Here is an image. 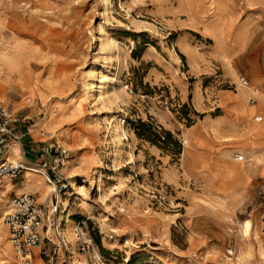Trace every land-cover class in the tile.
Wrapping results in <instances>:
<instances>
[{"label": "rangeland", "instance_id": "1", "mask_svg": "<svg viewBox=\"0 0 264 264\" xmlns=\"http://www.w3.org/2000/svg\"><path fill=\"white\" fill-rule=\"evenodd\" d=\"M7 56L23 92L16 91V106L0 101V112L20 119L32 138L35 129L46 133L39 151L48 167L66 151L62 205L79 231L80 259L126 264L131 254L127 264H223L234 257L244 224L249 236L240 248L252 253L243 264H264L253 236L256 226L264 243V180H247L249 204L229 215L228 200L243 190L215 194L218 177L187 166L193 150L205 145L193 143L201 135L248 148L232 157L241 168L264 166V149L257 148L264 132L258 129L264 125V0H0V66ZM102 74L105 102L92 86ZM240 77L249 83L247 103L258 90L250 105L260 106V120L242 114L237 125L244 140L224 139V118L239 110L233 95L245 88ZM117 121L126 132L122 142L108 133ZM138 122L152 130L139 136ZM164 131L180 148L167 146ZM75 179L85 183L79 192L71 189ZM200 196L208 203L192 213ZM213 200L214 209L203 208ZM6 204H0V251L7 249V264H20L3 222ZM58 252L64 257L61 245Z\"/></svg>", "mask_w": 264, "mask_h": 264}, {"label": "built area", "instance_id": "2", "mask_svg": "<svg viewBox=\"0 0 264 264\" xmlns=\"http://www.w3.org/2000/svg\"><path fill=\"white\" fill-rule=\"evenodd\" d=\"M239 85L242 87L249 86L248 80L245 77H240ZM257 95V89L253 88L248 103L255 104ZM254 119L259 121L257 116ZM12 124L15 125L11 128ZM25 128L20 123V119L9 120L6 113L1 111L0 145H6L9 140L18 141L22 134L29 133L28 129L23 130ZM39 154H41V157H38L40 162L37 161V163L27 164L6 160L0 163V184L7 179L17 178L22 172L27 171L25 165H31L38 167L37 170L47 177L53 187L45 203H39L36 196L29 193H23L10 199L3 222L8 229L9 241L20 264L32 263V252L35 248L40 249V257L44 260V264H53V258L58 254L57 248H59V245L63 247L64 251L62 264H71V261H69L71 252L66 248L62 237L64 225L59 220L64 215L62 213L64 209L62 198L68 189L61 174V168L64 167L66 161V151L62 150L57 158L56 165L49 167L48 162L42 158L45 152L40 150ZM76 232L79 233L78 230ZM80 251L86 252V243H82ZM228 254L233 255V250H228Z\"/></svg>", "mask_w": 264, "mask_h": 264}, {"label": "crops", "instance_id": "3", "mask_svg": "<svg viewBox=\"0 0 264 264\" xmlns=\"http://www.w3.org/2000/svg\"><path fill=\"white\" fill-rule=\"evenodd\" d=\"M236 102L237 100H233L232 102L234 109L238 106ZM237 112L239 115L236 114V116L233 117L230 115L229 117L224 118V124H226L229 128H223L221 138L240 137V139L244 140V136H242L244 133L240 132V128L237 125V120L242 118L243 115L239 110ZM256 116L259 117L255 114L252 121L258 123L259 121H255L254 119ZM245 126H249V129L252 127L247 123ZM45 134L46 133H38L35 129L33 131V138L30 136L29 132L27 134H22L18 141L9 140L6 145H0V163L4 160L10 162L12 159H16L18 162L27 164L37 163V161H40V159H38L40 147L39 143H43V141L47 138ZM201 140L206 141L205 145L203 148H200L202 150H193V155L187 160L188 169L197 168L198 172L218 177V180L215 182V187L218 191H215V194H237L238 190H243L240 196H236V198L233 197L228 200L231 207L229 215H232L233 212L236 211L235 207L238 205H248L251 200L247 191L249 185H245V182L256 178L258 180H262L261 182L263 183L264 166H250V168L249 166L242 168L238 166L232 157L235 154L246 155L249 153V149L246 147L239 148L238 144L240 142H237V140L232 141L230 139H226L221 142H213L209 140L207 136L201 135L197 139H193V143L197 145ZM12 147L17 148V153L11 151ZM257 148L264 149V132L262 136L259 137V144ZM47 181L48 180L44 178L40 179L38 175L27 174V172L24 171L17 178L4 181L0 184V204H5L7 201V209L10 199L23 193L34 194L39 203H45L49 196L46 186V183H48ZM206 234L204 235L206 236ZM32 254L33 260L31 264H44V260L40 257L39 248H35ZM63 260L64 257L60 258L58 252L53 264H62Z\"/></svg>", "mask_w": 264, "mask_h": 264}, {"label": "bare ground", "instance_id": "4", "mask_svg": "<svg viewBox=\"0 0 264 264\" xmlns=\"http://www.w3.org/2000/svg\"><path fill=\"white\" fill-rule=\"evenodd\" d=\"M22 45H24V44H22ZM23 48H25V47H23ZM26 57H28V55ZM16 61H17V59H16ZM1 62H2L1 63L2 65L0 66V71H1V69H3V70H5V72H4V74H2L3 72L2 73L0 72V101L4 102L7 105H15L16 106L17 105V102L14 100L15 93H16V91L22 93L23 92V86H21L20 84H15L12 81L11 74H12L14 68H13V62L10 59V56H7V58L4 59V60L2 59ZM12 75L14 76V74H12ZM90 75L91 74H89V76ZM105 84H106V76L104 74H102L100 76L99 85L97 87H95L94 85H92L93 86V89L94 88H98L97 90L99 92V99L102 102H105V100H106L105 95H104L105 94V92H104ZM88 86H89L88 83H85V88L86 89L88 88ZM248 87L249 86L241 89V91H239L238 94H234L233 97H234V100H237L236 103H237L238 106L237 105L236 106L239 107L238 109L241 110L242 114L244 113V114L247 115V117H250V116L255 115L256 113L260 114L259 112H261V108H260V106L258 104L257 105H250V104L247 103V100L246 101L244 100L246 98V95H247L248 91H250V88H248ZM17 95H18V93H17ZM93 95H94V91H93V94H91V96L88 94L87 95V98L88 99L89 98H92ZM43 127L47 128V129H50L51 128L50 125H44V124H41L39 128L41 129ZM258 127H259L258 129H260L261 127L264 128V125L263 124L262 125H258ZM108 133L111 134L113 140L116 141V142H122L123 137L126 135V132L123 129L121 123H119V121H117L114 124V126L112 128V131L111 130H108ZM11 151L14 152V153H17V148L16 147H12L11 148ZM239 158H240V156L237 155L235 159H238L239 160ZM25 167L27 168V171L28 172H34V173L40 174V175H38L40 177V179H43L44 178V179L48 180L45 175L41 174V172L37 170V168L31 167V166H27V165H25ZM47 182H49V180ZM70 184H72L71 185V189L76 190L77 192L81 191L84 188V186H85V185H83V184H85L84 183V180L81 181L79 179H75V180L71 181ZM93 184H94V182H93ZM99 187H100V184H99ZM48 188H49L48 189V192H51V190H52L53 187L50 188V186L48 185ZM196 198H197V201H195L193 203L192 207H191V212L192 213H193L194 210H197L198 209L197 204L198 205H202V204L208 203V201L206 199H204L203 197H201V196L200 197H196ZM211 201L212 200L210 199V202ZM213 201H214V203L204 205L203 208L206 209V210H211V209H209V207L212 206V208L214 209L217 206L218 203H216L215 200H213ZM3 209H4V212H5L6 211V205H5V207ZM67 210H68V207H65L64 210L62 211V213L64 214ZM74 210H75L74 207H72L71 210H70V212H73ZM120 210H121L122 213H126V208L122 207ZM149 215H150L149 212L144 213V216L146 218H148ZM59 220L61 221V223L63 222V225H64L63 232H62V237L64 238V244L66 245V248H68V249H69V246H71L70 249H71V254H73V257H72L73 264H89L86 257H82L80 259V255L76 252L77 235L75 233L76 228L74 227L73 222L70 221L69 218L65 219V216L64 215ZM248 231L249 230L243 224V226L240 228V230L236 234L237 240H236V251H235L234 257L233 258L225 257V259L222 262L223 264H243L244 261L247 260V258H249L251 256V253L252 252H251L250 249H248V247H247L246 251L245 250L243 251L240 248V243L243 240H246L247 236H249V232ZM252 232H253V230H252ZM259 235H260V231L255 226L254 227L253 236L256 238V241H257V250H258L260 256L264 259V243L261 240V238H260ZM0 237H1V235H0ZM113 238L114 237L111 235V239H113ZM243 245H244V243H243ZM0 254L2 256V259L0 261L1 264H7L8 263V258L6 257L7 249L6 248L1 249ZM127 257L128 258L126 260H124V261L129 262L131 260V257L132 256H131V254H128Z\"/></svg>", "mask_w": 264, "mask_h": 264}, {"label": "trees", "instance_id": "5", "mask_svg": "<svg viewBox=\"0 0 264 264\" xmlns=\"http://www.w3.org/2000/svg\"><path fill=\"white\" fill-rule=\"evenodd\" d=\"M138 125H139V129H141V131L143 132V133H139L138 134L139 136H142L146 131L152 130V125L148 124L146 122H138ZM163 134L165 135V137H164V135L162 136L160 132L154 133V135L158 141H161L160 139H163V137H164L168 147L180 148V145L174 139V136L171 132L164 131Z\"/></svg>", "mask_w": 264, "mask_h": 264}]
</instances>
